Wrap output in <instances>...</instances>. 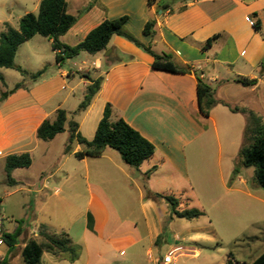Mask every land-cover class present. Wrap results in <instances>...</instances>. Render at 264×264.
<instances>
[{"label": "crops", "instance_id": "0c3cea01", "mask_svg": "<svg viewBox=\"0 0 264 264\" xmlns=\"http://www.w3.org/2000/svg\"><path fill=\"white\" fill-rule=\"evenodd\" d=\"M164 1L171 4V11L149 6L148 0H96L59 40L75 46L104 20L128 16L126 29L135 38L158 54H169L177 66L189 68L190 73L153 69L151 55L115 35L107 50L96 55L82 52L88 57L81 53L62 66L56 63L52 50L55 62L39 58V71L47 67L43 77L0 103V157L5 161L10 155L23 153L32 157L30 167L13 171L17 182L13 186L34 188L29 191L37 195L50 190V198L59 197L76 177L88 191L81 200L83 210L67 227L41 224L68 234L79 249L78 260H55V264H136L141 259L157 264L162 256L157 257L156 252L169 241L170 233L176 244L182 242L172 229L180 218H171L167 201L149 198L147 191L175 197L181 209L194 208L189 207L190 202L197 201L231 202L238 195L254 201L249 202L251 207L264 206L263 190L254 179L240 172L231 178L248 119L230 109L252 110L264 123V76H260L264 62V0ZM87 7H82L81 12ZM68 11L73 15L81 13H73L69 1ZM250 18L260 25V30ZM150 20H155L153 36L144 33ZM215 36L212 44L205 47ZM49 43L52 48V40ZM84 74L91 79L102 76L103 82L89 107L77 112L91 83ZM197 77L214 90L219 101L209 117L201 113ZM238 78H257L258 84L245 87L236 81ZM5 83L6 86L0 82V95L9 89L6 80ZM248 93L252 94V105L239 97ZM108 104L113 120L123 118L155 146L154 156L140 169L127 165L110 148L100 157L77 159L75 153L87 147L74 141L71 152L65 153L69 122H77L78 131L91 141ZM60 109L68 114L65 131L51 141H41L37 137L39 127L46 120H55ZM58 139L63 144L64 160L71 156L77 159L73 170L61 166L49 174L40 171L32 175L40 183L37 188L33 186L34 179L29 183L26 177L18 176L29 175L35 153L43 147L46 156ZM152 168L155 170L146 177ZM77 221L83 224V230L74 235L71 231ZM11 250L5 252L4 258ZM175 250L179 252L184 247Z\"/></svg>", "mask_w": 264, "mask_h": 264}, {"label": "trees", "instance_id": "16d2710c", "mask_svg": "<svg viewBox=\"0 0 264 264\" xmlns=\"http://www.w3.org/2000/svg\"><path fill=\"white\" fill-rule=\"evenodd\" d=\"M96 0H92L91 3L83 12L79 15H73L68 11L67 0H41L39 4L38 14L27 13L19 20V27L15 28L10 23H4V30L0 33V69H14L21 73L24 77L22 82L15 85L12 90L3 91L0 95V103L8 98V96L19 89H27V78L32 82H37L47 71V67L34 74H29L27 70L18 65L15 62L17 51L19 47L33 39L36 35L46 37L52 40V50L56 53V63L59 66L65 64L68 59H72L82 52H86L90 55H96L99 52L105 51L113 36L117 35L133 42L137 47L142 48L145 52L153 58L152 67L155 70L168 71L172 73H190L189 68H183L177 66L169 54H158L152 50L150 45H144L135 36L126 29V23L129 20L128 16H123L118 19L104 20L96 28L91 30L83 41L75 46H69L63 44L59 39L66 34L78 21L80 15L88 11ZM148 5H157L158 10L166 11L170 10V3L164 0H148ZM254 26L257 30H260V25L255 22ZM155 20H150L145 28L144 33L146 35H154ZM216 38L210 39L205 47L212 44V41ZM90 80V84L87 86L85 96L81 104L79 105L77 112L85 111L96 94L101 89L103 77L97 79H91L87 74L82 75ZM260 76H264V62L261 64ZM198 79V95L201 113L205 117H209L211 110L219 103L215 98L214 90L202 81L200 77ZM238 83L245 87H253L258 84V79L238 78ZM0 82L5 86V79L0 72ZM233 112L242 113L247 116L248 123L245 131V137L248 140V144L243 146L240 155L242 163L245 167H255V183L264 189V123L262 118L252 110L240 107H230ZM112 108L108 104L105 107L103 117L99 122L96 134L93 140L88 141L78 131V123L74 120L69 122V142L65 146V153L71 152V144L77 141L79 144L85 145L87 149L85 151L75 153L77 159H84L86 157L97 158L100 157L105 149L110 148L119 153L122 160L135 169H140L142 164L151 159L155 154V146L143 137L137 130L129 125L123 118L116 120L112 119ZM68 120L67 111L60 109L56 113L55 120L44 121L37 131V137L41 141H51L58 134L65 131V125ZM32 165V157L29 153H23L20 155H10L5 161V172L7 182L9 185H15L17 182L13 178V171L17 168H28ZM155 168H152L145 173V176H149ZM147 197L149 198H162L170 206L171 218H180L186 220H195L205 215V211L199 208L181 209L178 199L172 196H163L161 194H155L147 191ZM92 219L89 217V228L92 229ZM47 227L42 225L39 235L46 242H38L36 240H30L25 244L22 249V258L26 264H43L42 258L44 253L48 252L54 255L62 254L67 260L74 262L79 259V249L72 244L68 234L65 235V239L55 237L56 235H49ZM22 234V228L18 226L13 233L2 232L1 240L5 243L9 249H13L18 238ZM6 258L0 261V264H4ZM228 264H231L229 262ZM251 264H264V253L257 257Z\"/></svg>", "mask_w": 264, "mask_h": 264}, {"label": "rangeland", "instance_id": "374dc122", "mask_svg": "<svg viewBox=\"0 0 264 264\" xmlns=\"http://www.w3.org/2000/svg\"><path fill=\"white\" fill-rule=\"evenodd\" d=\"M68 1L70 10L78 14L82 11V7L89 6L92 0ZM39 3L40 0H0V33L4 30V23L8 22L13 27L18 28L20 17L27 13L38 14ZM49 40L46 37L36 35L30 42L28 41L29 43H23L17 51L15 62L29 73L39 71V67H41L40 60L55 62ZM82 54L88 57L86 53ZM39 58L41 59L39 60ZM1 72L9 86L8 90H12L17 82L24 80L21 73L14 69H2ZM26 81L28 87L34 83L29 78ZM79 96H81V93H79ZM239 97L244 103L252 105L251 93L240 94ZM247 144L248 140L245 137L233 160L234 168L231 178H234L238 172L243 173L248 178H255V167H245L240 155L242 147ZM49 149L47 155L44 156L45 150L43 147L40 148L35 153L33 171L29 175L21 173L18 176L26 177L29 183H33L34 177L32 175L35 176L40 171L49 174L55 172L61 166L69 170H73L77 166V159L74 156H71L70 160H64L61 153L63 149L61 139L52 143ZM35 179V185L33 186L37 188L40 183L36 182ZM30 189L22 185L13 186L8 184L5 160L0 157V218L3 225L1 231L9 234L13 233L18 226L22 228V234L18 238V242L9 252L4 264H26L21 254L25 244L30 240L46 242L39 235L41 224L59 228L67 227L68 223L81 213V209L83 210L81 200L88 194L85 186L81 187L76 177L71 180L59 197L53 196L50 198V190H44L41 195H37L29 191ZM260 190H263L262 195L264 196V189L261 188ZM52 193L54 192L52 191ZM75 194L79 196L76 197ZM71 200L72 202H70ZM230 201L190 202L189 207L203 209L205 215L193 221L177 219V223L172 225V229L175 234L182 238V242L179 243L180 241H178L179 244H176L170 233L169 241L164 242L156 252L157 257L162 256L157 263H160L165 255L179 246L184 247V250L175 253L173 264H228L229 262L231 264H251L264 253V206L251 207L249 202L254 201L243 195H238L237 198H232ZM46 229L49 235H56L57 238L65 239L64 232L49 227ZM82 230L83 224L77 221L71 232L75 235L81 233ZM7 250H9V247L5 243L0 245V261L5 257L4 254ZM55 260L63 261L67 259L62 254L54 255L46 252L43 255L42 263L55 264ZM136 264L149 263L146 259H141Z\"/></svg>", "mask_w": 264, "mask_h": 264}, {"label": "built area", "instance_id": "2783aa9c", "mask_svg": "<svg viewBox=\"0 0 264 264\" xmlns=\"http://www.w3.org/2000/svg\"><path fill=\"white\" fill-rule=\"evenodd\" d=\"M249 21H250L251 23L254 24V20H253V18H250ZM1 229H2V219L0 218V236H2V231H1ZM2 243H3V242H2V240L0 239V244H2ZM175 253H177V250L174 249L171 253L165 255V256L162 258L161 262H160V263H157V264H173V262L175 261V256H174Z\"/></svg>", "mask_w": 264, "mask_h": 264}]
</instances>
